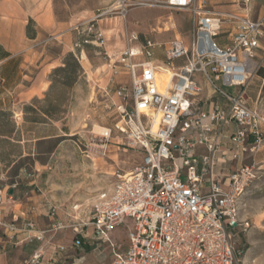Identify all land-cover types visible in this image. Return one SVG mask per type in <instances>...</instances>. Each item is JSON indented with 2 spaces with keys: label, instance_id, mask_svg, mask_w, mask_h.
Here are the masks:
<instances>
[{
  "label": "built area",
  "instance_id": "built-area-1",
  "mask_svg": "<svg viewBox=\"0 0 264 264\" xmlns=\"http://www.w3.org/2000/svg\"><path fill=\"white\" fill-rule=\"evenodd\" d=\"M166 2L194 14L191 40L171 41L163 66L152 60L156 42H141L136 31L128 35L118 62L130 75L133 108L122 106L121 129L144 156L98 193L91 224L113 248L117 244L110 232L124 224L129 228V245L114 250L111 264H243L237 235L250 223L241 218V203L263 169L251 163L219 173L217 163L226 162L220 153L228 123L240 125L226 136L233 143V160L248 150L252 136L251 150L264 138V114L249 105L246 94L252 75L264 67V17L206 12L196 0ZM220 35L228 36L230 44L221 45ZM183 58L184 65L174 64ZM162 69L170 72L166 83L158 76ZM209 91L217 100L209 110H199V98ZM118 94L124 95L123 87ZM200 146L205 153L198 154ZM51 214L56 215V207ZM18 223L19 218L0 220L11 241L35 228L33 221ZM34 237L42 238L27 239ZM43 255L39 249L29 263H39Z\"/></svg>",
  "mask_w": 264,
  "mask_h": 264
},
{
  "label": "rangeland",
  "instance_id": "rangeland-1",
  "mask_svg": "<svg viewBox=\"0 0 264 264\" xmlns=\"http://www.w3.org/2000/svg\"><path fill=\"white\" fill-rule=\"evenodd\" d=\"M16 1L25 11L40 15L53 9L58 24L51 30H40L42 40L37 47L46 59L58 60V66L49 74L51 87L38 105L47 117L33 108L30 116L48 123L36 130L37 135L56 132L61 136L57 148L54 143L42 141V154L26 159L33 174L30 178L40 187L36 192L54 204L55 217L70 225L61 240L71 245L78 233H85V228L91 226L96 194L110 187L119 172L130 171L143 160V151L133 146L128 132L121 129L125 127L122 106L128 111L133 108L130 75L118 62L128 35L136 31L141 42H165L184 36L188 40L194 14L169 6L166 0ZM38 68L31 69L35 72ZM121 87L124 95L118 94ZM49 118L56 120L57 126ZM33 145L31 141L26 149L33 152ZM241 218L250 223L237 235L243 264H264V169L243 196ZM84 223L89 225L85 227ZM128 229L124 224L115 232L125 240ZM74 247L69 248L68 255L85 256V264H91L95 251L86 252L92 246L80 244L82 250Z\"/></svg>",
  "mask_w": 264,
  "mask_h": 264
},
{
  "label": "crops",
  "instance_id": "crops-1",
  "mask_svg": "<svg viewBox=\"0 0 264 264\" xmlns=\"http://www.w3.org/2000/svg\"><path fill=\"white\" fill-rule=\"evenodd\" d=\"M196 2L206 12H237L252 19L264 17V0H196ZM30 18L37 22L38 34L36 38H30L27 34ZM56 26L58 24L53 9L48 8L46 14L40 15V12L25 11L16 0H0V194L3 197V201L0 202V220L19 218V225L25 221L35 223V228L32 231L18 233V241L9 240L8 236L0 229V264H30V260L39 249L44 250V255L37 264H85V256L68 255L69 248L74 246L79 250L82 248L75 242L71 245L62 243L63 232L68 230L70 225L62 223L60 218L50 214L49 210L54 204L50 203L43 194L36 192V188L40 190V187L36 185L35 180L30 178L33 174L27 167L29 158L26 159L31 155L42 154L39 149L42 141L54 143V148L55 145L57 148V138L61 136L56 132L37 135L36 130L48 123L40 119L32 120L30 116L31 108H33L37 113L39 111L47 117L38 105L42 104L51 87L52 81L49 74L52 69L58 66V60L54 57L46 59L45 53L40 52L37 47L42 40L40 30L48 31ZM193 26L194 24L190 29L191 34ZM191 34L187 36L188 40L185 36L176 38H181L189 43ZM147 40L156 42L152 60L164 66L166 50L174 39L165 42L146 39L145 42ZM219 42L225 46L230 44L228 36H224L223 40H219ZM40 60L43 61L40 66L36 65ZM185 63V58L174 62L176 66H182ZM33 66H38V70L33 72L31 69ZM237 90L238 88H234V91ZM246 94L249 98V105L264 114V67L258 68L252 75L246 88ZM199 99L198 109L209 110L213 100L216 101L217 97H214L212 91H209ZM49 119L57 126L56 120ZM239 129L240 125L235 121L223 127L224 145L220 156L223 157V154H226V162H223L222 158L217 163L219 173L236 170L242 165L251 163H256L264 169V138L256 148L251 150L255 141L252 136L249 140L248 150L241 153L238 158L232 159L233 143L226 136L235 134ZM31 141H34L33 152L26 149L27 145L30 147ZM16 146H18L17 151L15 150ZM235 151L236 144L234 142V153ZM205 152L204 146L198 147V154ZM11 190H13L12 193H10ZM88 225L89 223H84L85 227ZM117 228L110 232V239L117 244L116 248H113L106 239H101L92 224L85 228V233H81L86 247L92 246L86 253L91 254L92 251H95L91 264H111L114 250H126L129 245L128 234L125 240L120 239L115 232ZM73 230L71 232L74 236L76 232ZM30 235H41L42 238L27 239Z\"/></svg>",
  "mask_w": 264,
  "mask_h": 264
},
{
  "label": "trees",
  "instance_id": "trees-1",
  "mask_svg": "<svg viewBox=\"0 0 264 264\" xmlns=\"http://www.w3.org/2000/svg\"><path fill=\"white\" fill-rule=\"evenodd\" d=\"M34 19L30 18L29 20V23H28V26H27V34L30 38H36L37 34H38V31L36 29V27L34 26ZM76 240H75V243L77 244H81L82 246L85 244L84 242V237L78 233L76 236Z\"/></svg>",
  "mask_w": 264,
  "mask_h": 264
},
{
  "label": "bare ground",
  "instance_id": "bare-ground-1",
  "mask_svg": "<svg viewBox=\"0 0 264 264\" xmlns=\"http://www.w3.org/2000/svg\"><path fill=\"white\" fill-rule=\"evenodd\" d=\"M158 76L160 81H162V83H166L170 78V72L166 69H162L158 74Z\"/></svg>",
  "mask_w": 264,
  "mask_h": 264
},
{
  "label": "water",
  "instance_id": "water-1",
  "mask_svg": "<svg viewBox=\"0 0 264 264\" xmlns=\"http://www.w3.org/2000/svg\"><path fill=\"white\" fill-rule=\"evenodd\" d=\"M12 192H13V190L10 191V193H12Z\"/></svg>",
  "mask_w": 264,
  "mask_h": 264
}]
</instances>
